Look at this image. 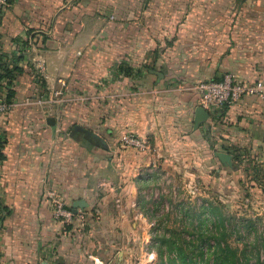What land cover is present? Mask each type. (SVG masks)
Listing matches in <instances>:
<instances>
[{"label":"crops","instance_id":"1","mask_svg":"<svg viewBox=\"0 0 264 264\" xmlns=\"http://www.w3.org/2000/svg\"><path fill=\"white\" fill-rule=\"evenodd\" d=\"M151 1L108 0L103 7L116 22L103 26L100 0H9L0 25V99L15 106L0 114V264H111L115 257L114 264H127L135 253L126 235L136 197L158 175L146 179L143 168L162 162L179 139L188 145L203 134L264 160L259 96L227 104L194 128L200 104L192 83L228 72L248 82L264 78L233 36L241 29L227 25L225 11L196 10L198 0H164L167 10L151 9ZM121 64L156 70L126 76ZM8 70L12 79L3 76ZM53 88L63 90L61 102L37 104ZM125 134L146 147L122 145ZM55 197L72 210L76 201L88 204L71 230L55 215ZM113 227L118 237L110 239L103 231Z\"/></svg>","mask_w":264,"mask_h":264},{"label":"rangeland","instance_id":"2","mask_svg":"<svg viewBox=\"0 0 264 264\" xmlns=\"http://www.w3.org/2000/svg\"><path fill=\"white\" fill-rule=\"evenodd\" d=\"M151 2L153 10L170 9L167 1L152 0ZM103 3L109 5L108 0H100L101 18H107L101 19V24L105 26L110 21L115 25L116 19L114 21L113 17L109 16V9L103 7ZM193 7L200 11L217 9L225 11L228 15L227 25L232 24L241 29L242 33L233 36L240 42L245 60H249L257 71L264 70V0H198ZM133 68V77L144 74L147 69L145 66ZM157 69L168 70L166 67H157ZM192 84L179 82V86ZM191 130L192 127H189V131ZM212 140L206 139L203 134H198L194 142L188 141V145L180 139L175 144V140H170L169 143L163 140L166 144H174L164 150V156L167 157H164L162 162L158 160L157 163H151L143 168L146 179L149 173L158 172V175L142 184L140 193L136 197L137 216L135 217V213L132 212L129 218L131 228L126 235L135 253L131 254V260L127 264H154L157 261L158 254L152 239L155 235L154 227L159 222H163L169 229H179L180 237L192 240L197 246L194 248L196 254L199 253L200 242L205 240L215 244L219 239L225 238L233 247L245 248L243 241L237 239L239 233L231 231L232 216L255 220L257 235L247 239L243 234L242 239L249 243L246 249L251 262L257 261L256 255L260 249L264 264V160L258 162L248 148L235 146L222 148ZM218 149L229 151L237 160L233 163L232 169L224 168L227 164L215 155ZM205 200L212 203L213 212L221 213L225 226L218 223L217 217L213 216L212 212L206 210L205 216L209 218L207 227L212 230L203 233L204 228L198 227L197 215L203 211L202 204ZM180 203L185 205L187 211L190 210L187 218L176 213V205ZM157 204H159L158 209ZM98 213L92 211L93 216H98ZM133 223L137 224V227L132 226ZM116 231L117 228L113 227L105 228L103 232L106 237L113 239L115 236L118 237ZM207 255L206 251L205 257ZM115 261L116 257L111 264Z\"/></svg>","mask_w":264,"mask_h":264},{"label":"trees","instance_id":"3","mask_svg":"<svg viewBox=\"0 0 264 264\" xmlns=\"http://www.w3.org/2000/svg\"><path fill=\"white\" fill-rule=\"evenodd\" d=\"M154 53L157 55L158 51H155ZM145 68L156 70V68L153 66H147ZM118 70L126 76H132L134 68L124 67L121 64L118 66ZM3 76H7L12 79V71L10 72L8 70L7 73H5ZM11 84L12 81H9V85ZM6 100L8 102H11L10 97ZM2 139L3 137L0 136V146L2 145ZM1 157L2 155L0 153V158ZM211 205V202L205 200V202L202 204L203 211L197 215L199 219L198 227L204 228L203 233H206V231L211 232L212 230L211 228L207 227V219L209 218L205 216V213H207L208 211L209 213L212 212V215L217 217L218 223L224 225V219H222L223 217H221V213L213 212L211 210ZM158 208L159 204H157V209ZM176 213L179 216H186L187 218L190 214V210L188 209L187 211L185 205L183 203H180L176 205ZM232 218L233 225L231 231L232 233H239V238L237 239L238 241H243V243L245 244V248L240 249L237 246L233 247L232 244L225 240V238H223L222 240L219 239L215 242V244H211L209 241L205 240L200 242L198 246V254L194 252V248L197 247L195 246L196 244H194V242L190 239L187 240L180 237L178 232L179 229H169L163 224V222H159L158 225L154 227L155 235L152 239V244L154 245L155 251L158 254V259L154 264H263L260 249L257 251V261L255 263L251 262V257L248 253V250L246 249L249 243L242 239L243 234L246 235L247 239H250L252 236L257 235L255 220L252 218H237L236 216H232ZM77 219L78 216L74 215L73 222L67 226L68 230H71L74 227ZM160 230L162 231L160 232ZM206 251L208 252L207 257H205Z\"/></svg>","mask_w":264,"mask_h":264},{"label":"built area","instance_id":"4","mask_svg":"<svg viewBox=\"0 0 264 264\" xmlns=\"http://www.w3.org/2000/svg\"><path fill=\"white\" fill-rule=\"evenodd\" d=\"M9 0H0V25L3 17L4 10L8 5ZM63 86L64 82L59 80ZM192 89L198 94V102L200 106L205 108L209 114H216L218 111L227 104H233L244 96H259L264 100V78L248 82L241 80L234 73L228 72L223 75L220 80H204L193 85ZM63 90L60 88H53L52 93L48 99H38L36 102L39 105L47 103L61 102ZM15 106L13 102L0 99V114L12 110ZM121 144L124 146H132L139 149L146 147V142L137 137L135 134H125L121 138ZM55 215L58 219L62 220L65 224L73 222V210L67 208L64 201L60 198H54ZM94 264H105L101 259H94Z\"/></svg>","mask_w":264,"mask_h":264},{"label":"water","instance_id":"5","mask_svg":"<svg viewBox=\"0 0 264 264\" xmlns=\"http://www.w3.org/2000/svg\"><path fill=\"white\" fill-rule=\"evenodd\" d=\"M154 73L159 77L162 78L163 77V73L158 72V71H154ZM210 117L209 112L203 108L202 106H198L195 110V117H194V128L197 129L199 127V125L205 121H207ZM49 122L51 123H55V120L53 118H49ZM76 130H78L79 132H82L85 136V138L92 142V143H96L97 145H99L100 147L106 148L107 144L105 142V140L97 133L93 132L92 130L80 127V126H76ZM215 155L224 163V164H229L232 165L233 163V156L225 153V152H216ZM87 202L84 200H79L76 201L74 206H73V213L75 215H77L79 213V208L80 209H84L87 207ZM121 257V255H120Z\"/></svg>","mask_w":264,"mask_h":264}]
</instances>
